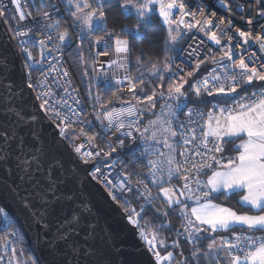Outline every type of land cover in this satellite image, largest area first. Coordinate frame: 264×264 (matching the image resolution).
Here are the masks:
<instances>
[{
	"label": "snow or ice",
	"instance_id": "snow-or-ice-1",
	"mask_svg": "<svg viewBox=\"0 0 264 264\" xmlns=\"http://www.w3.org/2000/svg\"><path fill=\"white\" fill-rule=\"evenodd\" d=\"M216 3L248 29L225 16L217 23L204 0H116L121 15L135 20L119 29L109 27L112 0H0V22L18 39L27 70L20 80L0 70V196L29 211L38 240L51 233L45 243L64 245L54 264H116L121 252L118 234L98 238L90 202L67 187L76 170L64 168L65 147L121 210L149 264H264V0ZM154 16L166 29L163 47L147 60L139 50L130 74L131 41L146 38ZM185 37L195 43L178 48ZM85 41L89 55L103 47L97 58L113 57L81 72L90 112L60 67L73 45L86 63ZM33 93L39 105L29 110L24 98ZM39 119L57 130L47 143L34 127ZM117 164L122 171L114 173ZM14 224L0 207V264H37L25 257Z\"/></svg>",
	"mask_w": 264,
	"mask_h": 264
},
{
	"label": "water",
	"instance_id": "water-1",
	"mask_svg": "<svg viewBox=\"0 0 264 264\" xmlns=\"http://www.w3.org/2000/svg\"><path fill=\"white\" fill-rule=\"evenodd\" d=\"M0 70L16 80L25 78L26 70L23 61L9 27L3 22H0ZM34 96L35 94L33 93L31 96L26 95L24 98V103L29 110H33V103L38 108L39 102L34 101ZM34 127L39 133L41 140L45 143L58 135L53 123L47 119H39L34 124ZM59 155L66 170L69 172L73 169L76 170L75 180L70 179L67 187L74 191L79 198L90 202L93 222L96 224L97 237L99 238L104 232L108 231L118 234L121 252L120 255L112 257L116 264H120L121 261H123V264H149V257L142 242L137 239L133 232L124 228L125 222L121 220V210L107 198L104 189L86 177L84 166L80 165L78 158L70 149L65 147ZM2 175L0 173V176ZM21 194L23 195V192ZM0 205L14 218L37 264H54V261L59 260V252L55 251V249H57V246L62 249L64 245L59 243L58 245L49 246L45 243L50 238L51 233L49 237L42 236L38 240V225L30 217L27 209L23 208L18 201L10 196H0ZM52 231H55V225Z\"/></svg>",
	"mask_w": 264,
	"mask_h": 264
},
{
	"label": "trees",
	"instance_id": "trees-1",
	"mask_svg": "<svg viewBox=\"0 0 264 264\" xmlns=\"http://www.w3.org/2000/svg\"><path fill=\"white\" fill-rule=\"evenodd\" d=\"M112 4L114 6L110 7L109 11H108L109 27H112L113 23L115 24V27L117 29H119L120 26H122V25H128L129 27L134 26L135 20L133 18L125 19L121 15L120 8L118 6H115L116 0H112ZM165 31H166V29L160 25L159 20L157 19V17L154 16L153 17V27L150 28L149 31L146 33V38L143 41H136V40L131 41L132 53L130 56V60H131L132 68H131L130 74H135L136 56H137L139 50H141V49L144 50V52H145L144 59L145 60H147L149 57H155V55L160 52L161 48L163 47V39L165 36ZM101 34L102 33H97V35H101ZM149 40H151L152 42L149 43ZM74 49H75V45H73L71 48H68V56H69L71 66H72V73L78 79V81L81 84L83 91L86 95V89L88 86V77L82 76L81 72L86 69L88 72L91 73L92 72V61L97 60V56L95 55L94 49L91 50V55H89V50L87 47V41H85L84 56H85L86 63L81 64L79 56L75 53ZM110 58H113V57L110 55L108 57V59H110ZM246 90H249V89H246ZM148 91L149 92L151 91L150 87H149ZM110 96H111V91H109L105 95V99H107ZM122 98L123 99L129 98L126 90H125ZM88 103L91 106V103L89 100H88ZM76 142L78 143V141H76ZM221 199H223V198L221 197ZM235 199H236V197H233V200L229 201V203L232 204V206H234V207H238L234 203ZM173 224H175L174 219H173ZM207 242L208 241H204V244L206 245ZM23 246L25 248V257L30 256V257H32L33 260L36 261V259L34 258V255L31 253L30 249L28 248L25 239H24V245ZM182 246L185 249V254H187V250L189 248V245L187 243H184ZM177 259H179L178 256H177ZM200 264H205V261L203 258H201Z\"/></svg>",
	"mask_w": 264,
	"mask_h": 264
},
{
	"label": "built area",
	"instance_id": "built-area-1",
	"mask_svg": "<svg viewBox=\"0 0 264 264\" xmlns=\"http://www.w3.org/2000/svg\"><path fill=\"white\" fill-rule=\"evenodd\" d=\"M205 3L208 4V9H207V14L209 17H211V14L213 11H216L217 12V18H216V22L219 23V17L220 16H225V17H228V18H232L234 20V24L236 26H239L242 28V30H247L248 29V26L246 24H241L240 20H239V17L238 16H231L226 10H222L220 9L219 5L216 3V0H204ZM5 3H7V0H5ZM193 7H195V5H193ZM33 15H38V13H36L35 11L33 12ZM245 19H247V17H245ZM261 23H264V20L261 21ZM8 26V25H7ZM9 27V26H8ZM258 30V29H257ZM11 32V31H10ZM232 32H235V28L232 29ZM11 35H12V32H11ZM33 36L36 35L35 32L32 33ZM102 35V34H101ZM193 36H196V39L199 40V36H197V34L195 32H193L192 34ZM253 35H255V32L253 33ZM14 40V43L18 49V39H13ZM189 43H195L191 37H185L183 40H181L180 44L177 45L178 48H186L188 46ZM32 53H33V56L37 59H39V49L36 48V47H31L29 46ZM253 51H257V46H253ZM105 51V49L103 47H99V48H96L94 49V52H103ZM18 52H19V49H18ZM259 54V53H258ZM53 55H55V53H53ZM64 55V60L62 62V65L60 66L61 67V70L63 69H67L69 72H70V75H71V80H72V85L71 87L73 89H79V96L81 98V101H82V104L85 106V111L86 112H90L91 111V106L89 105L88 103V100L85 98V93L83 91V88L81 86V84L79 83L78 79L73 75L72 73V66H71V62H70V59H69V56H68V49L63 53ZM22 61H23V64H24V60H23V57H21ZM101 61H106L108 59V57H99L97 58ZM208 67H211V65H207L205 66V68H203L200 72V75L202 76L204 74V72L207 70ZM26 70V69H25ZM190 69H185V71H189ZM27 71V70H26ZM32 77H33V81H35L37 78L40 77V73L38 71H33L32 72ZM198 78V77H197ZM126 90V89H125ZM59 91H63V89H60ZM246 91H251V89L249 90H246ZM241 95H243V93H241ZM129 99V98H128ZM160 103H163V101H160L158 100L157 101V109L159 108V104ZM115 106H119V104L115 105ZM88 118H92V117H88ZM151 117L149 116H145L144 119L147 120V119H150ZM180 119L183 120L184 119V116L183 114H181L180 116ZM77 130L79 129V125L76 126ZM107 138H110V137H107ZM78 143L79 144H83V146L85 147V149L88 148V143L86 140L84 139H80L78 140ZM97 143L101 144V146H103V141H98ZM121 152H124V150H121ZM113 159H116V156L113 157ZM122 169L120 168L119 164H117L116 168L113 170L114 173H119L121 172ZM137 171H140L139 168H137ZM95 182V181H94ZM99 185V184H98ZM101 186V185H100ZM102 187V186H101ZM155 191V190H154ZM156 204V206H159V202H154ZM1 207V205H0ZM10 216H12L10 213H9ZM174 219L175 221V224H178V221L175 219V217L173 216L172 217V220ZM14 227H16L18 230L19 228L17 227L16 223L14 224ZM258 235L260 233H257ZM174 235V233H173ZM230 235V234H229Z\"/></svg>",
	"mask_w": 264,
	"mask_h": 264
},
{
	"label": "rangeland",
	"instance_id": "rangeland-1",
	"mask_svg": "<svg viewBox=\"0 0 264 264\" xmlns=\"http://www.w3.org/2000/svg\"><path fill=\"white\" fill-rule=\"evenodd\" d=\"M107 71H108L109 76H111L112 73L115 72L116 70H115V69H107ZM118 75L122 76V75H123V72L120 71V72L118 73ZM127 94H128V93H127ZM128 97H129V96H128Z\"/></svg>",
	"mask_w": 264,
	"mask_h": 264
}]
</instances>
